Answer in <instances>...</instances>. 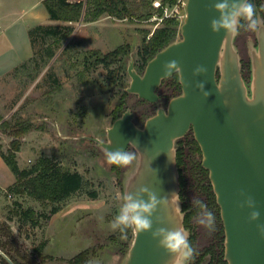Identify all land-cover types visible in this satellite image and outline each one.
<instances>
[{"label":"rangeland","instance_id":"rangeland-1","mask_svg":"<svg viewBox=\"0 0 264 264\" xmlns=\"http://www.w3.org/2000/svg\"><path fill=\"white\" fill-rule=\"evenodd\" d=\"M161 2L154 1V14L149 19H122L104 14L94 21L82 19L74 22L73 33L62 41L56 55L46 65L39 67L34 61H29L34 55L32 48V55L24 61L27 62L25 66L21 63L0 77L1 148L7 152L12 139L17 137L22 142L18 152L21 167L32 165L39 154L45 153L64 168L81 172L88 181L62 201V208L55 213L51 212V203L18 194L10 196L8 187H0V222L7 221L22 247L43 260L42 264H68L71 257L92 246L99 249V255L92 257L88 264H123L128 255L132 244L125 253H121L117 244L107 247L102 243H112L110 236L115 233L120 234L124 243L128 238L119 229L113 230L111 224L124 203L127 182L137 166L138 152L129 147L127 151L135 153L137 158L130 165L120 167L123 174L119 178L117 166L107 163L105 150L91 137L107 140V129L115 121L112 110L125 91L128 92L125 111L130 109L134 112V120H138L139 126L143 127L152 116H143L150 112V104L127 90L132 80L128 68L133 62L137 69L140 62L138 51L145 33L149 32L147 35L151 36L156 28L163 27L164 17L178 18L183 24L187 0L167 4L162 12ZM39 23L56 25L61 30L65 24L48 17L43 0H0V58L16 52L20 56L28 54L31 48L29 29ZM179 39L180 36L176 40ZM127 44L131 48L124 62L118 60L110 67L95 64L86 68L95 59L90 52L99 50L106 54ZM257 44V32L239 33L234 37L242 74L248 61L251 65ZM41 46L42 43L37 41L36 48ZM243 77L250 88L252 69L249 80ZM172 98L156 102L155 114L159 107L167 108ZM4 121L11 124L22 122L28 130L19 136L11 134L10 130L4 131ZM0 163H3L0 165L1 183H7L9 176L16 178L1 155ZM90 190H96L98 197L92 198ZM16 200L21 201L24 208H35L38 213L36 225L13 215L11 207ZM180 206L183 208V201ZM201 214L202 210L194 219L199 248L213 239V230L198 223ZM188 231L191 235L192 230ZM41 243H44L42 256L37 254Z\"/></svg>","mask_w":264,"mask_h":264},{"label":"water","instance_id":"water-1","mask_svg":"<svg viewBox=\"0 0 264 264\" xmlns=\"http://www.w3.org/2000/svg\"><path fill=\"white\" fill-rule=\"evenodd\" d=\"M215 2L187 0L181 39L160 50L143 73L135 69L133 62L129 65L132 80L127 90L158 102L157 88L168 78H162L164 65L177 61L182 70L179 74L182 93L173 97L167 108L159 107L143 127L136 124L134 112L127 109L107 129V140L91 139L104 150H128L130 146L137 150L138 162L127 182L126 194L140 187L154 191L158 198L170 199L172 193L179 194V211L175 212L170 205L158 207L152 217L153 230L175 226L187 229L185 212L180 206L176 141L193 129L203 152L202 164L209 170L221 207L225 259L229 264H264V238L257 228L264 225V34L257 32L249 88L234 37L225 36L223 30L211 31L210 21L219 16L212 8ZM197 66L207 71L194 75ZM199 83L204 84L207 97L197 87ZM249 196L255 201V209L245 203ZM242 204L245 206L241 207ZM253 210L259 211L260 216L250 221ZM1 254L10 264H16L2 250ZM169 260L170 256L158 246L151 232H135L123 264H168Z\"/></svg>","mask_w":264,"mask_h":264},{"label":"trees","instance_id":"trees-1","mask_svg":"<svg viewBox=\"0 0 264 264\" xmlns=\"http://www.w3.org/2000/svg\"><path fill=\"white\" fill-rule=\"evenodd\" d=\"M155 0H43L44 5L49 13V17L54 20L64 21V29L52 24L39 23L29 29V36L34 55L29 61H34L39 67L46 65L57 53V49L62 45V41L70 36L74 31L72 23L80 20L94 21L102 15L107 14L118 18H140L149 19L154 14ZM178 0H162L161 12L165 5H174ZM256 6V16L264 19V0H250ZM165 25L156 28L151 36L146 32L143 37V43L139 49L140 62L137 63V70L143 73L148 62L168 44L175 41L181 35L182 22L175 17H164ZM241 23H246L243 20ZM253 33V31L241 28L239 33ZM37 41L42 43L40 48H36ZM130 46L120 45L109 53L103 54L99 50L90 52L94 62H90L86 68H90L95 64H104L107 67L114 62L124 60L130 53ZM27 62H23L25 66ZM123 65H121V69ZM125 69V68H124ZM243 75L247 80L250 78L251 65L248 61L243 68ZM219 76V73H218ZM120 77V76H119ZM116 79V78H115ZM160 95V101H168L182 93V84L180 76L174 73L169 78L163 80L162 84L157 88ZM125 91L120 102L112 110L113 118L116 120L127 108ZM143 102H148L151 106L150 112L143 114L149 117L155 114L156 102H150L140 98ZM1 119V116H0ZM139 125L138 120H134ZM4 131L10 130L11 134H24L28 127L22 122L11 124L4 121L2 124ZM22 142L16 138L12 139L11 146L6 152L0 146V155L9 165L16 175V180L8 186V193L20 196H28L32 199L53 204L52 213L58 212L61 202L68 199L71 195L79 191L88 182L84 175L77 170L64 168L54 157L45 153L39 154L36 161L28 166L21 167L18 162V152L21 150ZM177 163L180 171V198L183 201V211L185 212V226L192 230L189 236L191 245L196 250V255L189 261V264H228L225 259V228L221 217V208L217 202V196L214 192L213 184L210 179L209 170L202 165L203 153L200 144L194 136L193 129H190L183 137L177 139ZM129 149V148H128ZM117 175L120 178L123 174L120 167H116ZM1 193V192H0ZM92 198L98 197L96 190H90ZM201 201L207 206V210L211 211L215 216V224L213 229V239L208 245L197 247V231L196 221L194 220L201 209L195 204ZM12 213L17 215L21 220L29 221L32 225L38 223V213L33 207L24 208L22 202L16 200L13 204ZM49 217V215H46ZM120 231V230H119ZM126 243L121 240L120 234H112V243L118 246V251L125 253L133 242L135 232L132 229H126ZM101 245V246H102ZM100 246V245H99ZM44 243L38 247L37 254L43 255ZM0 249L9 256L16 264H42L43 260H39L35 254L25 250L17 235L7 221L0 222ZM99 255V249L96 247H88L80 251L68 260V264H88L92 257ZM209 257V258H208ZM0 264H10L7 259L0 254ZM43 259V258H42Z\"/></svg>","mask_w":264,"mask_h":264},{"label":"clouds","instance_id":"clouds-1","mask_svg":"<svg viewBox=\"0 0 264 264\" xmlns=\"http://www.w3.org/2000/svg\"><path fill=\"white\" fill-rule=\"evenodd\" d=\"M214 11L219 13L218 18L210 21V28L213 33L224 31L225 36L235 37L239 34L241 28H246L253 32L264 34V20L256 16V6L250 0H217L212 5ZM246 23H241V21ZM164 76L166 78L172 75V70L180 74L181 68L175 60L169 61L164 65ZM207 69L203 66H197L194 75L203 74ZM198 88L203 91L204 84L199 83ZM217 90H221L217 88ZM205 97L209 95L207 91H203ZM166 117V116H165ZM106 161L109 165L117 167H125L136 160V154L125 149L117 148L115 150L105 149ZM147 196V199L144 196ZM241 195H244L241 192ZM179 194L172 193L171 198H158L154 191L147 187H140L135 192H128L124 197V203L119 209V214L113 220L111 227L113 230L119 229L122 233L126 229H132L136 233L151 232L152 238L158 240V246L165 250L170 256L168 264H189L196 255L195 248L189 241V231L182 226L171 228L157 227L153 230V214L158 207L168 208L169 205L175 211H179ZM247 207L255 209V201L252 197H247L245 201ZM195 204L202 210V214L198 218V223L209 230L214 229L215 216L207 210V206L201 201ZM245 206L244 204L241 207ZM259 211L253 210L250 213V221L259 218ZM159 217H157V220ZM258 231L264 238V225H257Z\"/></svg>","mask_w":264,"mask_h":264},{"label":"crops","instance_id":"crops-1","mask_svg":"<svg viewBox=\"0 0 264 264\" xmlns=\"http://www.w3.org/2000/svg\"><path fill=\"white\" fill-rule=\"evenodd\" d=\"M47 10V9H46ZM48 13V11H47ZM48 17H49V13H48ZM31 42V41H30ZM30 51L28 54L24 53L23 55H17L18 52H16L15 54L11 55V56H7L6 58H0V77L7 74L8 72L12 71L13 69H15L16 67H18L19 64L23 63L26 59H28L31 55H32V45H30ZM0 165H3V163H0ZM5 174L9 175V172H4ZM11 175V174H10ZM16 180V178H11L9 176V180L7 181V183H1L0 181V187H8L9 185H11L14 181Z\"/></svg>","mask_w":264,"mask_h":264},{"label":"built area","instance_id":"built-area-1","mask_svg":"<svg viewBox=\"0 0 264 264\" xmlns=\"http://www.w3.org/2000/svg\"><path fill=\"white\" fill-rule=\"evenodd\" d=\"M9 195H10V196H12V194H11V193H10Z\"/></svg>","mask_w":264,"mask_h":264}]
</instances>
